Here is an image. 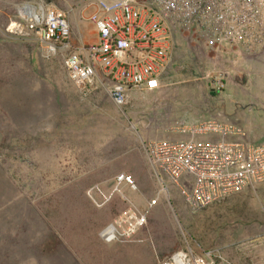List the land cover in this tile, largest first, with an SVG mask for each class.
Listing matches in <instances>:
<instances>
[{"label":"rangeland","instance_id":"obj_1","mask_svg":"<svg viewBox=\"0 0 264 264\" xmlns=\"http://www.w3.org/2000/svg\"><path fill=\"white\" fill-rule=\"evenodd\" d=\"M27 5L64 13L73 49L97 44L95 0H0V264H163L209 251L264 264V184L192 214L145 153L148 141L184 140L206 121L264 145V45L216 52L194 31H173L161 88L119 107L104 89L69 82L66 53L47 55ZM121 174L137 190L119 185ZM131 211L145 219L133 234Z\"/></svg>","mask_w":264,"mask_h":264},{"label":"built area","instance_id":"obj_2","mask_svg":"<svg viewBox=\"0 0 264 264\" xmlns=\"http://www.w3.org/2000/svg\"><path fill=\"white\" fill-rule=\"evenodd\" d=\"M95 7L97 44L79 49H73L64 13L47 9L37 18H27L47 55L66 53L65 69L74 86L86 92L100 87L119 107L129 103L134 91L154 93L161 88L170 65L173 31H194L216 52L264 45V0H95ZM183 133L184 140L148 141L145 153L157 176L180 189L192 214L264 184V145L237 140L245 136L240 128L206 121ZM211 135L218 140H198ZM117 182L136 189L125 174ZM134 219L139 226L145 223ZM118 234L117 227L112 238L103 237L112 241ZM163 264L233 263L209 251L178 252Z\"/></svg>","mask_w":264,"mask_h":264},{"label":"bare ground","instance_id":"obj_3","mask_svg":"<svg viewBox=\"0 0 264 264\" xmlns=\"http://www.w3.org/2000/svg\"><path fill=\"white\" fill-rule=\"evenodd\" d=\"M23 12L25 13V17H29V16H36V18L38 17L37 15V12L35 11V9H33L32 7H24L23 9ZM137 190V189H136ZM136 214L134 212H130V218L131 219H134L136 218ZM127 217V215H126ZM125 222V219H120L119 222H116V226L117 227H120L122 225V223ZM140 224H135L133 225V228L136 229L137 227H139ZM115 227V226H114ZM117 227L113 228V227H108L104 232H103V236H106V235H110V237L112 238V235L117 231ZM126 232V231H125ZM133 233H136L135 231ZM181 257V256H179ZM180 259V258H179Z\"/></svg>","mask_w":264,"mask_h":264},{"label":"crops","instance_id":"obj_4","mask_svg":"<svg viewBox=\"0 0 264 264\" xmlns=\"http://www.w3.org/2000/svg\"><path fill=\"white\" fill-rule=\"evenodd\" d=\"M95 26V25H94ZM69 80V79H68ZM69 82L73 85V83L69 80ZM95 90H98V91H102V89L100 88V87H97V89H95ZM102 92H104V91H102ZM105 93V92H104ZM124 184V183H123ZM123 184H121V185H123Z\"/></svg>","mask_w":264,"mask_h":264},{"label":"water","instance_id":"obj_5","mask_svg":"<svg viewBox=\"0 0 264 264\" xmlns=\"http://www.w3.org/2000/svg\"><path fill=\"white\" fill-rule=\"evenodd\" d=\"M110 227H113V228H115L113 224H112V225H110Z\"/></svg>","mask_w":264,"mask_h":264}]
</instances>
